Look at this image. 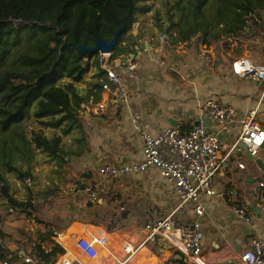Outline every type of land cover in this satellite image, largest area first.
Instances as JSON below:
<instances>
[{
	"label": "trees",
	"instance_id": "1",
	"mask_svg": "<svg viewBox=\"0 0 264 264\" xmlns=\"http://www.w3.org/2000/svg\"><path fill=\"white\" fill-rule=\"evenodd\" d=\"M154 1L0 0V264L24 262L17 255L19 249L12 250L13 238L6 231V219L12 215L10 208L19 211L29 205L12 196L6 174L16 175L22 184L35 182L32 166L39 153L69 165V158L80 159L89 145L80 105L100 99L108 82L107 62L99 63L98 53H82L78 47L93 48L98 39L110 42L123 29L109 62L132 54L131 47L140 44L145 36L154 35L151 28L142 31L145 22L137 16L150 12ZM181 11L187 16L175 25L177 33L171 34L174 43H188L202 35L204 45L228 46L230 38L242 42L253 35L254 22L250 23L248 17L264 11V0H188ZM136 24L140 29L133 34ZM123 37L125 45L120 44ZM31 117L58 131L50 137L37 128L28 135L22 124ZM19 164H25L27 170ZM106 217L105 212L81 205L72 210L63 227L74 222L98 225ZM150 219L148 215L147 221ZM35 222V227L43 224L45 229L29 233L27 242L18 248H23L36 264H56L66 253L54 241L56 226L38 217ZM191 222L177 223L185 227ZM142 226L145 225H137L139 229ZM160 249L155 246L150 252L160 256ZM166 264H183V259L174 258Z\"/></svg>",
	"mask_w": 264,
	"mask_h": 264
},
{
	"label": "crops",
	"instance_id": "2",
	"mask_svg": "<svg viewBox=\"0 0 264 264\" xmlns=\"http://www.w3.org/2000/svg\"><path fill=\"white\" fill-rule=\"evenodd\" d=\"M255 28H261L263 32L261 36L254 35L250 41L264 37V26ZM125 38L121 39L120 44L125 45ZM262 46L264 51V43ZM254 47L260 49L261 45L255 43ZM133 49L134 47H131V50ZM187 50L186 54L165 50L157 59H153L154 56L148 52L147 57L143 54L139 58L138 69L134 71L125 67L118 69L120 87H113V93L102 91L100 98L108 99L114 95H122L124 99L119 102L110 119L85 116L89 145L83 157L74 158L76 163L72 165H61L48 160L44 165V168L49 167L47 171L36 169L32 172L36 181L32 182L29 188L37 197L31 200L30 196L22 201L23 197L14 196L17 201L30 204L19 211L14 208L9 210L12 215L6 219V231L13 238L12 250L21 249L18 248L21 238L17 228L20 220L26 219L27 215L26 213L20 215L19 212L29 211L32 217L27 216L30 220L26 222L31 221V224L30 229L27 228L25 231L45 229L43 224L35 227L37 217L39 220L53 223L57 230L54 241L64 248H68L69 244H73L82 236L92 238L96 234H104L108 238H119L118 243L111 242L107 248H99V253L100 257L101 253H104L101 257L104 262L102 264L121 262L124 257V247L138 241L140 230L135 234L130 233L132 240L125 238L129 226L120 223L121 218L117 215L112 217L110 214V205L105 197L103 199L102 193H114V191L105 183L108 178L100 175L97 169L101 165H125L143 158L144 143L141 134L133 129L130 122L133 114L140 116L141 129L151 135L176 126L189 130L203 125L228 143L237 140L241 133V119L247 118L253 111H257V121L264 127V86L234 75L232 63L228 58L220 57L219 53L211 58L203 57L193 45ZM131 56L122 55L120 58L126 61L124 57L129 59ZM255 61L257 64H264V59L261 57ZM208 100H218L237 110L239 119L233 124L230 134H224L219 124L203 111L204 104ZM249 156L248 153L240 152L235 159L244 163L247 171H240L237 164L233 163L228 171L216 178L214 187L223 194L222 197L202 195V205L205 208V216L202 219L204 235L202 264H237L239 256L250 247L252 239L264 242V198L260 200L258 197L249 196V193L254 191L258 193L262 189L260 184L264 183V171ZM260 157L264 164V147ZM130 177H140L136 182L145 178L148 185L157 187L159 182L163 184L162 179L157 180L160 176L153 169L143 175ZM127 178L129 177L116 181L120 182ZM166 188L165 193L170 191L175 195L173 187L170 186L168 189L166 186ZM90 190H97L100 194L99 204L93 208L105 212L108 217L103 218V222L98 225L74 222L64 229V222L68 220L74 208L90 205ZM30 191L28 190L27 193ZM233 191L238 193L237 199L230 197ZM33 206L38 210L37 212L34 211ZM237 209L244 210L251 222H245L244 217L236 213ZM181 211L182 209L176 216ZM17 215L21 217L17 218ZM56 217L60 219L56 220ZM77 226L84 230L88 228V231L81 235L78 233L70 235L74 229L79 230ZM67 236L69 237L67 240L62 239ZM119 246L121 251L117 256L114 252H118L115 247L119 248ZM155 246L162 248L160 256L151 254L150 251ZM22 251L24 252L23 249ZM105 252L108 255H105ZM141 254L147 260L156 257L159 260L158 264H166L174 258H182L166 243H161L142 249L127 264L135 262ZM97 263L98 260L95 264Z\"/></svg>",
	"mask_w": 264,
	"mask_h": 264
},
{
	"label": "built area",
	"instance_id": "3",
	"mask_svg": "<svg viewBox=\"0 0 264 264\" xmlns=\"http://www.w3.org/2000/svg\"><path fill=\"white\" fill-rule=\"evenodd\" d=\"M248 19L253 26H264V11L250 15ZM229 46L234 48L240 43L237 38L229 39ZM195 46L203 57H213L217 53L232 52L234 49L225 48L227 45L219 43L207 46L202 43V35L194 37L188 43H174L166 34L152 39L147 38L136 44L133 55L126 62L118 58L109 62L112 54L98 53L99 63L106 61L105 70L108 82L102 91L113 93V87H120L118 75L120 67L136 70L139 68V58L150 53L153 59L165 51L170 50L177 54ZM234 75L244 80H251L264 86V64H257L247 56H237L232 62ZM264 96V89H263ZM124 99L122 95H114L108 99H90L80 105L82 115H92L101 119H110L119 102ZM203 111L216 121L224 134L231 133L233 124L239 119L237 110L231 105L222 104L218 100L205 102ZM140 116L133 114L130 122L133 129L141 134L144 149L143 158L139 161L125 165H101L97 171L100 175L110 179L138 176L147 173L150 169L156 170L162 181L174 188L178 205L165 218L146 224L138 233V241L124 247V257L119 264H127L142 249L152 244L166 243L182 256L183 264H202L203 240L202 219L205 208L202 205V195L207 197H222L223 194L216 190L214 182L218 175L229 170L236 163L240 171H247V166L235 160L238 153H248L250 157L260 160V153L264 147V127L257 121V111H253L247 118L241 119V133L236 141L228 143L212 132L209 128L200 125L189 130L181 127H171L155 135L146 133L141 129ZM245 147V149L243 148ZM264 189V183L260 184ZM238 193L230 194L232 199H237ZM100 194L97 190H90V206L97 207ZM190 205L194 220L185 227H179L176 214L185 206ZM236 213L244 217L249 223L251 219L246 212L237 209ZM110 240L104 234H96L92 238L78 237L73 244L65 248L66 253L60 256L56 264H95L100 256L99 248H107ZM23 248L17 251L25 264H36ZM23 262V264H24ZM237 264H264V242L252 239L250 247L238 259Z\"/></svg>",
	"mask_w": 264,
	"mask_h": 264
},
{
	"label": "rangeland",
	"instance_id": "4",
	"mask_svg": "<svg viewBox=\"0 0 264 264\" xmlns=\"http://www.w3.org/2000/svg\"><path fill=\"white\" fill-rule=\"evenodd\" d=\"M188 0H156L152 4L151 11L148 13H139L137 16L140 20H144L145 25L142 27V31H145V28H151L154 32V35H147L144 37V39H147L146 37H152V36H160V34H166L169 38L172 37L171 34L177 33V28L175 25L180 21H185V17L187 14L184 12L182 13L181 9L187 5ZM173 23L174 26H171ZM138 27L140 29V24H136L134 27L133 34H136L138 31ZM161 31H163L161 33ZM166 31L169 32V34L166 33ZM263 30L261 28H252L253 36L249 37L247 41H243L240 43L237 47H230L229 45L225 48L227 49H234L232 52L227 53H219L220 57H226L229 59V61L232 63L234 59L237 56H247L250 57L255 61V59L261 57L264 59V51L262 44L264 43V37H259L256 41H250L252 38H254V35L261 36V33ZM142 39V41L144 40ZM243 40V39H242ZM260 41L259 43L257 41ZM257 43V45H261L260 49H257L254 47V44ZM188 53V50L185 49L182 54ZM144 56H148L147 53L144 54ZM217 56V59L218 57ZM126 58V57H124ZM127 59V58H126ZM157 59V58H156ZM126 62V61H125ZM94 73V70L92 71ZM88 80L91 78H87ZM80 88V87H79ZM81 93L84 94V90L81 89ZM22 128L24 131L29 135V133L32 130H35L37 128L43 130L45 134L48 136H53L55 131L47 126H43L39 123H36L33 121V117H31V120L28 123L22 124ZM5 155H8V151L5 152ZM50 160L45 154L39 153L36 157V159L33 161L34 165L32 166V171H35L36 169H39L40 171H47L49 167H45L44 165L46 162ZM69 165H72L73 163H76L72 161V158H69ZM24 171L27 170V166L25 164H19L17 165ZM143 175V174H142ZM9 185H10V192H12V196H17L19 198L23 197L22 201H25L26 198L31 196V200L35 199L37 196L33 193H27V191L31 188V181H27L25 184L20 183L17 180L16 175L14 174H6ZM140 177H129L127 179H122L120 182L116 181L117 179H110L105 181L106 185L111 188V190L114 191V193H102L103 199L104 197L108 200V204L110 205L109 211L110 214H112V217L117 215L121 218L120 223H124L125 225L129 226L128 233H127V239H131V234H135L140 229H137V225H146L150 222H157L162 218H165L168 214L171 213V211L177 207L178 205V199L176 195H172V193L169 191L167 192L166 184L163 182L158 183L157 186L148 185L146 183V180L142 179L136 182ZM161 179L160 177H157V180ZM146 183H144V182ZM30 187V188H29ZM169 189V185H167ZM164 189V190H163ZM25 191V193H23ZM87 195V193H85ZM35 197V198H34ZM176 202V203H175ZM30 204V203H28ZM185 206L182 211L175 217L178 222L184 223L186 220L187 222H191L194 220L193 211L191 206L189 207ZM189 207V208H186ZM35 209V207L33 206ZM20 215L23 213H26L27 216H31V213L29 211L25 212H19ZM30 213V215L28 214ZM148 215L151 216V221L148 222L147 218ZM188 215L187 218H185ZM26 216V219L22 218L20 222L18 223V230L17 233L19 234V238H21L18 242V246L20 244H25L27 242L28 234L32 231L26 232L25 229H30L29 225L30 222H26L28 217ZM21 217L19 215L16 216ZM32 217V216H31ZM37 223V222H35ZM143 227V226H142ZM34 231H37L36 229ZM88 231L87 229H82L79 233L80 235L84 232ZM92 229L89 230L91 232ZM131 233V234H130ZM23 237V238H22ZM123 239V238H121ZM110 243H118L119 238L112 239L109 238ZM74 240L72 241V243ZM118 252H114L115 255H119L121 248L119 246L115 247ZM105 255H108L107 252H105ZM104 256V253H101V257ZM100 257V256H99ZM101 257L98 259L97 264L104 263L101 259ZM134 264V262L132 263Z\"/></svg>",
	"mask_w": 264,
	"mask_h": 264
},
{
	"label": "water",
	"instance_id": "5",
	"mask_svg": "<svg viewBox=\"0 0 264 264\" xmlns=\"http://www.w3.org/2000/svg\"><path fill=\"white\" fill-rule=\"evenodd\" d=\"M17 25H20V22H18ZM122 31L123 29L116 32L113 39L110 42H108L105 39H98L95 47L93 48H82V47L79 48L78 47V50L81 51L82 53L89 52V53L97 54L101 52L104 54H113V51L118 44L119 36L121 35ZM243 148L245 149V147ZM250 159L252 158L250 157ZM256 163L264 171V164L262 163V160L261 159L257 160ZM249 196L258 197L261 200L262 198H264V189H261L258 193H256L255 191L252 193H249Z\"/></svg>",
	"mask_w": 264,
	"mask_h": 264
},
{
	"label": "bare ground",
	"instance_id": "6",
	"mask_svg": "<svg viewBox=\"0 0 264 264\" xmlns=\"http://www.w3.org/2000/svg\"><path fill=\"white\" fill-rule=\"evenodd\" d=\"M77 227H79L78 228L79 230H75L74 229L73 232L72 231L70 232V235H72L73 233H78L79 234L81 232L82 228L80 226H77ZM68 238H69L68 236L67 237H62V239H64V240H67ZM99 258L100 257H98V259ZM158 263H159V260L156 257H153V258L147 260V259L144 258L143 254H141L140 257H137L135 262H134V264H158Z\"/></svg>",
	"mask_w": 264,
	"mask_h": 264
}]
</instances>
